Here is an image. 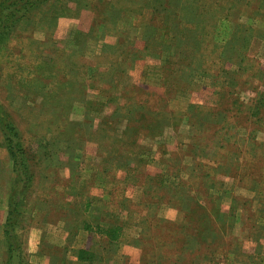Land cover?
<instances>
[{
  "label": "rangeland",
  "instance_id": "1",
  "mask_svg": "<svg viewBox=\"0 0 264 264\" xmlns=\"http://www.w3.org/2000/svg\"><path fill=\"white\" fill-rule=\"evenodd\" d=\"M18 9L0 15V264H264V0Z\"/></svg>",
  "mask_w": 264,
  "mask_h": 264
},
{
  "label": "trees",
  "instance_id": "2",
  "mask_svg": "<svg viewBox=\"0 0 264 264\" xmlns=\"http://www.w3.org/2000/svg\"><path fill=\"white\" fill-rule=\"evenodd\" d=\"M27 2H28V0H17L14 3L8 4V5H0V15H2L4 13V11L9 9V11L12 13L11 16H15V17H13L14 19H13L11 24H15L23 17L22 15L16 16L17 11L19 10L18 6L20 5V3H27ZM3 6H7V7L2 8ZM29 6L31 9L35 7L33 3H29L28 8H29ZM27 11H28V9H27ZM9 26L7 27V25H4V27H1V28L3 30H7V29L9 30V29H11V27H9ZM2 38H3V35L1 34L0 35V41L3 40ZM21 150H22V146H20L19 149L18 148L15 149L14 147L9 148V152L11 154L13 161H14V165L17 167L18 170L23 171V172H25V170H26V172H27V166L25 165L23 158H22L24 153H23V151L21 153ZM15 196H16V193H14V192L10 195V198H11L10 203H9V206L11 209L10 210V218L13 217V214L16 210V205H18L17 201L15 200ZM85 207L86 208L88 207V203L85 205ZM85 227H86V225H85ZM97 230H98L97 232L99 233V235L103 238L108 239V241L110 243L119 242L121 240L122 227H111V228H106V229L98 228Z\"/></svg>",
  "mask_w": 264,
  "mask_h": 264
}]
</instances>
